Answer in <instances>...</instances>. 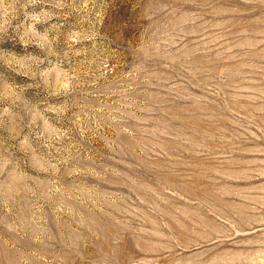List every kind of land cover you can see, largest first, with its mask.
Here are the masks:
<instances>
[{
    "label": "rangeland",
    "instance_id": "374dc122",
    "mask_svg": "<svg viewBox=\"0 0 264 264\" xmlns=\"http://www.w3.org/2000/svg\"><path fill=\"white\" fill-rule=\"evenodd\" d=\"M0 264H264V0H0Z\"/></svg>",
    "mask_w": 264,
    "mask_h": 264
}]
</instances>
